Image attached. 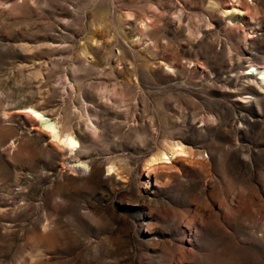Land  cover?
<instances>
[{
  "label": "rangeland",
  "instance_id": "374dc122",
  "mask_svg": "<svg viewBox=\"0 0 264 264\" xmlns=\"http://www.w3.org/2000/svg\"><path fill=\"white\" fill-rule=\"evenodd\" d=\"M229 1L0 0V264H264V0Z\"/></svg>",
  "mask_w": 264,
  "mask_h": 264
},
{
  "label": "bare ground",
  "instance_id": "6f19581e",
  "mask_svg": "<svg viewBox=\"0 0 264 264\" xmlns=\"http://www.w3.org/2000/svg\"><path fill=\"white\" fill-rule=\"evenodd\" d=\"M229 5L234 9V11L237 14H241V15H245L248 12V9L242 6V2L241 0H230L229 1ZM231 11L229 10L228 13H230ZM264 78V75L261 77ZM259 84V83H258ZM28 108V107H27ZM31 108V107H30ZM29 109V108H28ZM32 109V108H31ZM35 109V108H33ZM31 112V111H28ZM33 113L36 114V117L38 118L37 120L39 122H41L42 125H44L43 127H45L47 130L50 131V133L52 134V136L54 137V139L57 140V145H59L63 150H65V152L68 153H73L75 150L74 148H76L78 146V141L74 136H68L64 141H62L60 143V133L58 132V127H57V122H51L50 119V115L49 113H46L45 111H35L33 110ZM34 115V114H33ZM35 116V115H34ZM62 136V135H61ZM65 138V137H64ZM53 140V138L51 139ZM51 142V141H50ZM54 145V142L52 143ZM56 145V144H55ZM181 145V144H180ZM177 146V145H176ZM182 146V145H181ZM180 146V147H181ZM80 147V146H79ZM59 148V147H58ZM177 148V147H176ZM179 148V147H178ZM183 148V147H182ZM178 150V149H177ZM182 150V149H181ZM73 151V152H72ZM185 151V150H184ZM183 150L181 152H184ZM179 151H172V153L170 154V156L166 155L163 153V157L159 158L158 155L157 158L153 161V163L149 164L148 166L145 165L146 167L143 169V171L147 174V177H151L152 175H154L157 171L159 173V170H163L166 169L168 166H172L173 164L176 165L178 163H174V161L176 160V156L177 153ZM162 154V153H161ZM183 154V153H182ZM179 155V154H178ZM181 158V157H180ZM154 159V158H153ZM152 159V160H153ZM178 159V158H177ZM181 160V159H180ZM152 162V161H151ZM85 165V164H84ZM82 167V166H81ZM84 167H87L86 165ZM175 167V166H172ZM74 168V167H73ZM171 167L167 168L170 169ZM177 168V167H176ZM175 168V169H176ZM172 171V169H171ZM150 180V179H149Z\"/></svg>",
  "mask_w": 264,
  "mask_h": 264
}]
</instances>
